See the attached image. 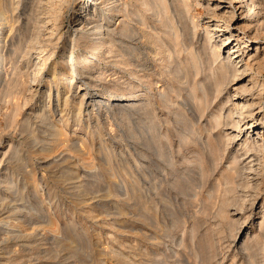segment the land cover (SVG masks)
<instances>
[{
	"label": "bare ground",
	"instance_id": "1",
	"mask_svg": "<svg viewBox=\"0 0 264 264\" xmlns=\"http://www.w3.org/2000/svg\"><path fill=\"white\" fill-rule=\"evenodd\" d=\"M198 7L209 13L203 26ZM47 47L50 53L41 60ZM55 49L56 57L42 72L43 63L49 62ZM263 72L264 0H0V94L13 106L8 126L29 140L38 157L35 165L44 169L68 161L72 152L79 161L88 153L82 138L68 143L65 135L63 124L75 107L77 120L82 114H92L95 107L109 104V108L117 106L120 116L140 114L153 124L155 109H170L177 103L187 112L181 120L189 130L176 133L182 156L198 167L199 177L212 181V190L223 187L218 213L229 217V205L236 200L232 192L237 188L245 191L243 195L251 199L252 206L264 189V133L255 131L262 128L264 132ZM41 80L48 85L47 105L40 104L45 90ZM52 88L56 91L53 105ZM79 90L83 93L77 101ZM224 91L226 99L220 98L218 109H213ZM33 99L21 119H16L23 105ZM255 106L258 108L253 110ZM178 110L173 112L180 113ZM57 111L59 118L50 121ZM206 113L211 114L209 118ZM40 121L46 126L44 131L40 129L42 135L35 128ZM227 128L234 132H225ZM242 129L246 136L232 152L228 168L211 178L224 151ZM18 146H11L6 163L0 165V185L7 190L18 180L16 169L28 174L23 185H35L34 170L24 169L28 156L21 155ZM54 175L61 180L74 178L73 173L64 171ZM77 183L69 186L74 196L78 195ZM261 198L260 231L264 230V195ZM239 208L244 209L237 204L235 214ZM5 217L0 216V222ZM18 217L5 222H18ZM236 236L235 246L245 235L239 234L238 240ZM249 238L240 241L242 252L250 249Z\"/></svg>",
	"mask_w": 264,
	"mask_h": 264
},
{
	"label": "rangeland",
	"instance_id": "2",
	"mask_svg": "<svg viewBox=\"0 0 264 264\" xmlns=\"http://www.w3.org/2000/svg\"><path fill=\"white\" fill-rule=\"evenodd\" d=\"M198 12L199 23L203 26L209 13L204 7H198ZM117 22L116 19L114 23ZM44 53L41 60L50 53L48 47ZM56 53L57 49L49 62L43 63L42 72L52 64ZM40 83L45 88L40 94V104L47 105L48 85L42 80ZM50 93L53 105L55 89ZM82 93L83 90H79L75 100L78 101ZM220 96L212 105L213 109H218L220 98L226 99V92ZM8 99L0 94V165L6 163L11 146L18 144L21 155L28 156L24 169L34 170L36 186L23 185L22 181L28 180L23 169L14 170L19 177L15 178L16 173L13 175L18 180L12 188L7 190L0 185V216L7 217L0 222V255L4 260L0 264H264V230L260 234L261 218L258 217L264 189L251 206L245 191L237 188L232 192L236 200L229 205L232 214L224 217L218 213L223 187L212 190V181L199 177L198 167L183 157L184 152L178 147L176 133L189 131L182 126L181 115L187 112L180 104L175 103L170 109H155L152 113L157 117L155 124L147 122L148 119L142 115L141 118L140 114L130 118L120 116L117 106L109 108V104H101L92 114H82L77 120L75 107L68 115L69 121L59 123L65 127L68 143L82 138L89 154H83V160L79 161L72 152L64 165L54 163L44 169L35 165L38 157L33 154L29 140L20 135L17 128L8 126L13 120L7 118L11 117L13 109ZM34 99L23 105L16 119H21ZM174 109H179L180 113H174ZM57 112L50 121L59 118ZM210 115L206 113L207 118ZM43 124L45 121L35 125L39 135L45 130ZM255 131L264 133L262 128ZM225 132L234 130L227 128ZM245 136L246 131L242 129L238 138L230 142L218 166H213L216 169L211 171V178L228 168L232 152ZM57 171L73 173L74 178L57 179L54 175ZM72 182H79V189H75L78 197L70 191ZM237 204L244 209L239 208L241 211L235 214L233 210ZM10 215H19V221L13 219L12 224L7 225L5 221ZM236 233L237 240L239 234L245 235L237 246L233 241ZM247 237L251 240V250L242 252L240 241Z\"/></svg>",
	"mask_w": 264,
	"mask_h": 264
}]
</instances>
